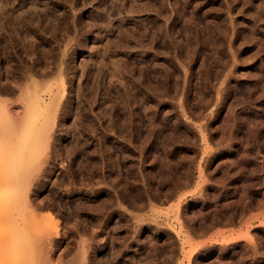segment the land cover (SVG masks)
Returning <instances> with one entry per match:
<instances>
[{"label": "rangeland", "instance_id": "rangeland-1", "mask_svg": "<svg viewBox=\"0 0 264 264\" xmlns=\"http://www.w3.org/2000/svg\"><path fill=\"white\" fill-rule=\"evenodd\" d=\"M0 99V264H264V0H0Z\"/></svg>", "mask_w": 264, "mask_h": 264}, {"label": "bare ground", "instance_id": "bare-ground-1", "mask_svg": "<svg viewBox=\"0 0 264 264\" xmlns=\"http://www.w3.org/2000/svg\"><path fill=\"white\" fill-rule=\"evenodd\" d=\"M70 104H71V102H70ZM47 108V107H46ZM0 110L2 111V112H5V114H9V107H7L6 106V103H5V101H3L2 99H0ZM67 111V110H66ZM68 112V111H67ZM50 137V134H48V138ZM47 219H49L50 221H55L56 223H58V221H59V219H56V220H54V215L52 214V213H48V215H47ZM144 232H146V231H144ZM148 233V232H147ZM141 234V233H140ZM142 236L143 235H146V233H142L141 234ZM149 234H147L146 236H148ZM144 237V236H143ZM141 239V238H140ZM139 244V243H138ZM114 259V258H113ZM113 262H116V264H121L122 263V261H118V260H114ZM102 264H108V261L106 262V261H103V263Z\"/></svg>", "mask_w": 264, "mask_h": 264}]
</instances>
